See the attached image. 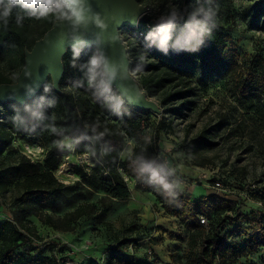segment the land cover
Segmentation results:
<instances>
[{
	"label": "trees",
	"instance_id": "trees-1",
	"mask_svg": "<svg viewBox=\"0 0 264 264\" xmlns=\"http://www.w3.org/2000/svg\"><path fill=\"white\" fill-rule=\"evenodd\" d=\"M137 1L146 6L158 1L163 2ZM185 1L191 6L192 13L200 6L212 7L216 12V27L212 35L204 36V43L196 51H177L172 47L177 39L185 35V25L189 19L176 20L167 54L157 50L155 46L150 47L145 39L146 33L154 30L160 22L153 24L152 20L144 15L138 28H125L128 34L124 37V42H127L129 58L133 60L130 70L138 73L140 87L148 97L159 99L165 106L178 101L194 106L199 83L205 81L210 74L221 77L224 72H228L230 77L232 74L236 95L245 103H256L251 110L264 121V57L255 56L251 64L244 67L239 65L236 54L230 55V51L226 50L230 36L220 25V11L216 7L221 0ZM251 1L254 4L248 10L249 22L251 26H255L264 16V0ZM18 15L21 17L20 23H17ZM58 20H62L58 18V13H50L37 19L31 17L28 10L19 7L13 9L7 24L0 20V85L17 82L25 66L26 51L32 50L35 43L42 39ZM85 51L93 55L98 49L90 47L65 54L64 73L59 90L53 87L49 78L34 98L24 105L7 101L0 105V108H3L7 115L15 116L18 121L23 122L25 130H37L46 134L52 141L68 136L76 140V147L98 159L99 169L107 173L102 179L85 173H81L80 177L109 199L126 200L131 197L132 192L125 178L133 180L137 188L155 195L164 211L180 218L190 230L185 264H246L240 262V259L249 258L264 248V224L259 232L245 237L243 245L238 246L230 240L225 229L227 223H234L244 215L240 212V207L236 206L235 200L228 198V192L224 195L215 192L211 197L193 201L177 188L178 195L169 197L159 185L149 182L148 173L142 176L137 173L131 163L137 156H143L156 168H163L165 173L170 172L156 156L162 125H157L155 130H145L144 117L150 111L137 110L126 102L116 111L124 118L125 135L133 139L136 146L132 154L120 162L119 153L124 148L122 132L116 126H106L107 128L102 129L101 122L96 117L97 112L93 110L96 106L93 101L100 103L104 96L120 94L112 87L110 92L104 93L89 88L87 69L90 58L83 56ZM142 54H145L143 61L140 60ZM49 84L50 90L45 91V86ZM70 86L81 89L85 97L77 100L67 91ZM80 104L87 108L81 110ZM34 114L42 115L43 119H37ZM0 125L3 126L0 128L2 155L14 140L15 133L6 129L3 124ZM208 139L207 132L204 131L199 141L208 142ZM13 153V162L6 163L0 159V198H4L11 189H19V211L15 214V220L0 221V264H59L54 256L46 257L32 253L35 249L33 240H41V237L34 223L29 220V215L37 217L43 224L55 230L70 231L73 229V223L80 218L98 212L106 215L109 209H101L94 203L83 202L63 218L55 219L49 214L40 213L33 201L50 203L64 189L72 191L80 183L69 187L57 180L54 175L59 165L56 153H51L43 165L33 162L19 152ZM118 167L122 169L123 175L118 172ZM167 179L174 183L171 173L167 175ZM217 180L224 182L222 178H214L212 183ZM33 206L34 211L31 210ZM201 219H205L206 224H201ZM132 241L119 240L116 252H127ZM233 255L235 258H230ZM116 264L133 263L123 255L118 257Z\"/></svg>",
	"mask_w": 264,
	"mask_h": 264
},
{
	"label": "rangeland",
	"instance_id": "rangeland-1",
	"mask_svg": "<svg viewBox=\"0 0 264 264\" xmlns=\"http://www.w3.org/2000/svg\"><path fill=\"white\" fill-rule=\"evenodd\" d=\"M253 4L251 0H221L216 5L220 25L230 36L226 50L230 55L236 54L239 65L244 67L250 65L255 56L264 57V16L255 26L250 25L248 10ZM148 7L150 12L146 17L153 24L161 22L162 18L166 20L173 12L176 20H187L192 15L191 6L185 0H163ZM127 34L125 28L121 30L123 41ZM124 43L127 47V42ZM74 51L77 50L68 49L67 53ZM83 56L90 58L92 53L85 51ZM131 74L139 82L138 73ZM67 91L77 100L85 97L79 88L70 86ZM105 97L100 103L93 101L96 104L93 110L102 129L116 126L122 132L124 148L119 153L122 162L132 154L136 143L125 135L122 115L105 106ZM151 99L160 112L146 114L143 126L145 130H155L157 125H162L157 159L173 175L174 183L181 185L179 189L193 201L215 195L217 191L212 181L222 178L228 198L235 200L244 215L234 223H227L225 232L232 242L243 245L245 237L259 232L264 224V121L251 110L256 103H245L236 95L232 74L230 77L228 72L221 77L210 74L199 83L194 106L182 101L165 106L159 99ZM86 108L80 104L81 110ZM0 114V124L15 133L14 140L0 155L1 161L13 162L16 151L43 165L51 153H56L59 165L54 175L57 180L69 187L80 183L72 191L64 189L50 203L33 201L37 211L58 219L83 202L109 209L106 215L98 212L80 218L70 231L55 230L27 214L41 237V240H33V254L54 256L59 264H116L123 255L133 264L186 263L190 230L180 218L167 214L155 195L137 188L133 180L125 178L131 197L109 199L80 177L85 173L102 179L107 173L99 169L98 159L76 147L77 141L71 136L52 141L37 130H25L23 122L7 115L3 108ZM204 131L208 142L199 141ZM118 172L123 175L119 167ZM19 192L17 188L11 189L0 198V221L15 220ZM130 239L133 241L127 252H116L119 240ZM240 260L246 264H264V248Z\"/></svg>",
	"mask_w": 264,
	"mask_h": 264
},
{
	"label": "water",
	"instance_id": "water-1",
	"mask_svg": "<svg viewBox=\"0 0 264 264\" xmlns=\"http://www.w3.org/2000/svg\"><path fill=\"white\" fill-rule=\"evenodd\" d=\"M71 6V0H68ZM84 23L75 25L69 20H58L38 40L32 50L26 51L25 66L13 84L0 85V105L15 101L24 105L32 100L49 78L59 90L64 73L63 57L68 49L82 50L96 47L115 71L110 87L115 88L124 102L137 110L160 112L157 103L142 90L131 74L128 49L121 37L124 28H137L150 8L137 0H82ZM99 16L103 26L95 22Z\"/></svg>",
	"mask_w": 264,
	"mask_h": 264
},
{
	"label": "clouds",
	"instance_id": "clouds-1",
	"mask_svg": "<svg viewBox=\"0 0 264 264\" xmlns=\"http://www.w3.org/2000/svg\"><path fill=\"white\" fill-rule=\"evenodd\" d=\"M16 7L28 10V14L37 19L46 17L50 13H58V18L72 21L75 25H80L85 21L82 0H71L70 7L68 6V0H0V20L7 24L13 9ZM215 17L214 8L198 7L185 25V35L177 39L172 47L177 51L198 50L204 43L203 37L212 35V31L216 27ZM20 19L21 17L18 15L17 23H20ZM176 19V14L173 12L166 20L162 18V21L156 25L154 30H149L146 33L145 39L149 42L150 47L155 46L157 50L167 54ZM95 22L98 26H103L99 16L96 17ZM144 58L145 54H142L140 60L143 61ZM109 72L106 57L100 51H96L88 61L87 79L89 88H94L100 93L110 92V79L115 76V71L111 70V75H109ZM50 88L51 84L46 85L45 91L50 90ZM123 104L124 100L121 95L111 94L105 97V106L114 111L118 110ZM34 115L37 119H43L40 114ZM52 130L55 131V129ZM131 163L141 176L148 173L150 176L149 182L159 185L167 196L176 197L178 195L176 189L181 188V185L170 183L167 179V175L170 173H165L163 168L154 167L153 163L146 160L143 156H137Z\"/></svg>",
	"mask_w": 264,
	"mask_h": 264
},
{
	"label": "built area",
	"instance_id": "built-area-1",
	"mask_svg": "<svg viewBox=\"0 0 264 264\" xmlns=\"http://www.w3.org/2000/svg\"><path fill=\"white\" fill-rule=\"evenodd\" d=\"M143 18V17H142ZM139 27V24H138V26H137V28ZM213 189L214 190H216L217 191V193L219 194V195H224V194H226L228 191L226 190V188H225V186H224V184H223V182L222 181H220V180H217V181H215L214 183H213ZM201 224H206V220L205 219H201Z\"/></svg>",
	"mask_w": 264,
	"mask_h": 264
}]
</instances>
